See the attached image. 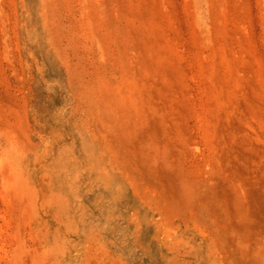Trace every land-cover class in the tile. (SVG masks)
I'll return each instance as SVG.
<instances>
[{"label": "rangeland", "instance_id": "obj_1", "mask_svg": "<svg viewBox=\"0 0 264 264\" xmlns=\"http://www.w3.org/2000/svg\"><path fill=\"white\" fill-rule=\"evenodd\" d=\"M0 264H264V0H0Z\"/></svg>", "mask_w": 264, "mask_h": 264}]
</instances>
